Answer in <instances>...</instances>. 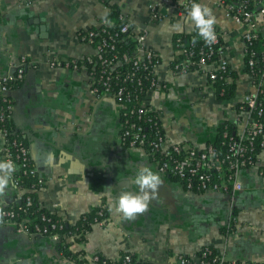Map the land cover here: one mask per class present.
Here are the masks:
<instances>
[{
	"label": "crops",
	"instance_id": "0c3cea01",
	"mask_svg": "<svg viewBox=\"0 0 264 264\" xmlns=\"http://www.w3.org/2000/svg\"><path fill=\"white\" fill-rule=\"evenodd\" d=\"M115 1L159 56V86L142 101L158 114L166 144L205 147L222 123H233L234 107L248 90L243 27L214 5L215 0L199 1L212 10L215 26L225 33L229 67L237 73L234 97L220 100L203 73L171 70L176 56L173 35L193 31L184 19L186 0ZM156 3L159 20L150 13ZM107 13L100 0H0V78L14 74L21 59L26 61L23 80L12 92L11 125L25 141L43 182L35 204L67 223L95 207L106 211V222L93 225L84 243L70 246L86 257L99 253L118 260L128 253L142 261L175 264L179 255L192 257L212 247L228 260L264 262V177L254 169L241 171L242 189L232 200L219 193L185 191L160 174L163 183L146 211L127 220L115 210L112 202L120 192L139 193L131 182L136 171L157 168L142 149L120 145L119 107L108 96L89 93L83 70L49 65L92 54V47L81 43L77 33L95 27ZM48 153L54 154L51 162L46 160ZM6 191L1 205L19 203L23 193L14 182ZM229 227L233 233L227 235ZM0 264L77 263L62 259L52 239L21 234L6 224L0 226Z\"/></svg>",
	"mask_w": 264,
	"mask_h": 264
},
{
	"label": "built area",
	"instance_id": "2783aa9c",
	"mask_svg": "<svg viewBox=\"0 0 264 264\" xmlns=\"http://www.w3.org/2000/svg\"><path fill=\"white\" fill-rule=\"evenodd\" d=\"M199 1L196 2L199 3ZM192 2L193 0L185 1L186 11ZM159 5L156 3L150 6L153 20L160 18L157 14ZM214 5L223 9L236 24L243 27V69L249 78V86L244 98L234 107L236 118L233 123H230L233 126L232 130L225 127L218 134L220 138L218 149L212 144H207L203 148L182 143L168 145L164 128L157 121L154 122L156 129L152 131V139L146 137L144 124L145 121L151 122V119L146 120V118L155 110L145 105L142 99L159 86L155 68L160 64V59L147 44L146 34L136 33L130 21L121 12L119 18L123 21V25L120 32H130L135 40L133 56L126 53L117 54V34L107 30L110 22L104 18L95 27L80 30L77 33L81 43L92 47V54L64 62L54 60L49 65L59 69L83 70L87 79V89L91 95L108 96L117 103L121 146L127 149H142L150 161L152 156L151 162L156 166L158 173L177 178V183L185 191L219 193L232 200L242 189L239 180L242 170L254 169L260 177H264V53L259 55L254 47L256 42L264 40V38L260 39V35H264V0H215ZM217 30H215L216 41L207 45L205 52H200L199 59L190 61L189 58L193 57L192 53L183 48L178 53L187 58L171 68L174 73L183 74L189 72V64L195 65L199 72L207 76L209 88L214 93H216L214 83L217 79H223L227 83L232 82L230 77L217 75V72L227 74L231 71L224 43L225 33L220 29ZM219 41L222 44L214 50L213 46ZM177 42L182 46L179 39ZM215 52L216 60L207 63ZM25 63V59H21V64L14 74L0 78V139L3 141V160L11 159L22 169L21 176L36 177L38 183L43 184L31 163L27 147L15 141L11 145L6 143L11 130L7 126L11 123L14 109L12 92L16 87L14 85L20 84L23 80ZM124 64H130V69L120 72L119 68ZM147 70L150 76L142 74ZM144 81L149 83L146 90L143 88ZM145 145L150 148V151L146 150ZM18 179L20 177L15 179L13 177L17 187H19ZM21 192L24 194V189ZM32 204L31 197L27 196L24 199V207L20 204L7 208L1 205L5 215L0 220V226L10 224L18 233L58 241L59 235L54 231L63 228L61 220L44 214L37 221L32 217H20V214L27 213V209ZM98 216L101 217L102 212H99ZM103 223L99 220L95 224ZM232 233L229 227L226 234ZM76 237V234L72 232L67 241H72ZM216 252L213 253L212 247H204L192 257L179 255L175 264H235L239 261L228 260L222 253ZM86 258L87 262L82 264H158L135 259L130 254H124L118 260L100 259L99 253H93ZM67 260L73 262L71 259ZM240 264H247V261H240Z\"/></svg>",
	"mask_w": 264,
	"mask_h": 264
},
{
	"label": "trees",
	"instance_id": "16d2710c",
	"mask_svg": "<svg viewBox=\"0 0 264 264\" xmlns=\"http://www.w3.org/2000/svg\"><path fill=\"white\" fill-rule=\"evenodd\" d=\"M105 7L108 9V13L106 18L108 19V21L110 22V27L107 28L108 31H110L113 34H117V39H118V43H117V54H123L126 53L130 56L134 55V48H135V40L133 39L132 35L130 32L127 33H121L120 29L123 25V21L119 18L120 17V12H121V7L116 3L115 0H100ZM197 0H195L196 2ZM218 28L215 26V30H217ZM218 31V30H217ZM264 35H260V39H263ZM181 41L182 46H180V44L177 42V40ZM188 40V46H185V41ZM222 44L221 41H219V43L217 45L213 46V49L216 50L219 45ZM172 47L174 49V51L176 52V56L174 61L171 63L170 67L173 68V65L177 64L178 62L186 59L187 57L185 55L180 54L179 55V50L186 48V50L188 52L192 53V58H189L190 61H196L197 59L200 58V52L203 51L205 52L207 50V45L204 43V41L197 35L196 31L193 29V31L190 34H176L173 35L172 37ZM254 47H256V50L258 52L259 55H261L262 53H264V40H260L258 42H256L254 44ZM217 54L216 52L213 54V56L207 61V63H211L214 62L216 60ZM120 72H124L128 69H130V64H124L122 67L119 68ZM189 72H195L198 71L197 68L195 67V65L189 64ZM245 72V69L244 71ZM142 74H147L148 75V70L145 72H142ZM217 75H223L225 77H230L232 79L231 83H227L225 82L223 79H217L214 83V87H216V97L218 99H222V100H229L231 98L234 97L235 94V89H236V85L234 80L237 78V73L230 71L227 74L226 73H221V72H217ZM148 81H144L143 83V88L144 90H146L148 88ZM14 86H18V85H14ZM158 118L157 120L155 118ZM151 119V122L149 123L148 121H145L144 124V131H145V135L146 137H148L149 139H152V131L156 129V126L154 125V122L157 121L159 122V124H162L158 114L156 112L154 113H150L148 115V117L146 118V120ZM10 130L7 138H6V143H8L9 145H11L12 142H19L21 143L23 146H26L25 141L21 138V136L17 133L13 132V128L11 123L7 126ZM227 128L229 130H232L233 126L228 123H222L219 126L218 129V133L216 135V138L210 142L209 144H212L215 148L218 149L219 147V143H220V138H219V133L222 132V130L224 128ZM22 140V141H21ZM145 148L147 151H150V148L147 147L145 145ZM12 150V148H10ZM13 152V150H12ZM155 158V157H154ZM153 160V157L151 156V161ZM22 174V169L20 168L19 164H17V171L14 173L13 177L15 178H19L18 179V188L22 191L24 189V194L21 196V199L19 200V203L21 207H24V199L25 197L29 196L31 197L33 204L31 207H29L27 209V213L26 214H20V217H25V218H36V221L39 219V217L44 214L47 216L52 217L53 219H59L57 216H55L54 214H50L51 212H48L46 210H42L39 209L38 206L35 204V193L36 191H38L41 187L42 184L38 183V178L36 177H26V176H21ZM170 179H172V181L177 182L178 179L174 178V177H169ZM9 206H6V208ZM0 209L1 208V204H0ZM5 209V208H4ZM102 212V216L99 217L98 213ZM233 213L234 210H233ZM107 216H106V211L99 208V207H95L93 208L91 211H89V213L82 215L75 223H67L65 221H62L63 224V228L61 230H55L54 233H58L59 235V240L55 242V248L58 252V254L60 255V257L62 259H71L73 260L74 263L77 264H82L83 262H87V258L85 253L81 250V251H77V252H73L70 249V246L74 243H84L86 241L87 235L89 234V232L92 229V226L95 225V223L99 220H102L103 222H106ZM60 220V219H59ZM74 232L76 234V238H74L71 242L67 241V238L69 237V234ZM53 233V232H52ZM217 250L213 248V253H217ZM124 254H128V253H124ZM124 254H122L121 256H123ZM100 256V259H105L103 256ZM235 264H240V261H237ZM247 264H264V263H253V262H248Z\"/></svg>",
	"mask_w": 264,
	"mask_h": 264
},
{
	"label": "clouds",
	"instance_id": "9594fccd",
	"mask_svg": "<svg viewBox=\"0 0 264 264\" xmlns=\"http://www.w3.org/2000/svg\"><path fill=\"white\" fill-rule=\"evenodd\" d=\"M184 19L192 25L206 45H211L216 41V17L210 8L193 0ZM53 159L54 154H46L48 162ZM16 171L17 165L11 159L0 160V198L7 195L6 190L13 182V175ZM131 182L139 188V193L122 191L112 202L115 210L127 220L134 219L138 214L147 210L158 188L163 183L160 174L148 166L139 168ZM4 215L5 213L0 209V220Z\"/></svg>",
	"mask_w": 264,
	"mask_h": 264
},
{
	"label": "water",
	"instance_id": "95a60500",
	"mask_svg": "<svg viewBox=\"0 0 264 264\" xmlns=\"http://www.w3.org/2000/svg\"><path fill=\"white\" fill-rule=\"evenodd\" d=\"M43 29V28H42ZM41 29V30H42ZM43 31V30H42ZM185 46H188V40L185 41ZM32 237H39V236H32ZM51 240V239H50ZM57 243V242H56Z\"/></svg>",
	"mask_w": 264,
	"mask_h": 264
},
{
	"label": "rangeland",
	"instance_id": "374dc122",
	"mask_svg": "<svg viewBox=\"0 0 264 264\" xmlns=\"http://www.w3.org/2000/svg\"><path fill=\"white\" fill-rule=\"evenodd\" d=\"M220 100H222V99H220Z\"/></svg>",
	"mask_w": 264,
	"mask_h": 264
},
{
	"label": "bare ground",
	"instance_id": "6f19581e",
	"mask_svg": "<svg viewBox=\"0 0 264 264\" xmlns=\"http://www.w3.org/2000/svg\"><path fill=\"white\" fill-rule=\"evenodd\" d=\"M22 141V140H21Z\"/></svg>",
	"mask_w": 264,
	"mask_h": 264
}]
</instances>
